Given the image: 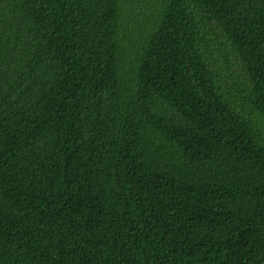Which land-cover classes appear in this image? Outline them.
<instances>
[{
    "label": "trees",
    "instance_id": "16d2710c",
    "mask_svg": "<svg viewBox=\"0 0 264 264\" xmlns=\"http://www.w3.org/2000/svg\"><path fill=\"white\" fill-rule=\"evenodd\" d=\"M264 0H0V264H262Z\"/></svg>",
    "mask_w": 264,
    "mask_h": 264
},
{
    "label": "water",
    "instance_id": "95a60500",
    "mask_svg": "<svg viewBox=\"0 0 264 264\" xmlns=\"http://www.w3.org/2000/svg\"><path fill=\"white\" fill-rule=\"evenodd\" d=\"M262 264H264V262Z\"/></svg>",
    "mask_w": 264,
    "mask_h": 264
}]
</instances>
